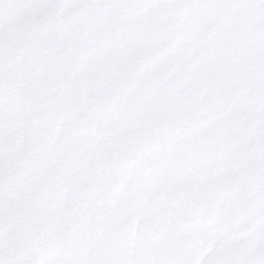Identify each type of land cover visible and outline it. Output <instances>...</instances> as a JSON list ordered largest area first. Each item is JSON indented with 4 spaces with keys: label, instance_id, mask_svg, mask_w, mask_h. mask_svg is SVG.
Masks as SVG:
<instances>
[{
    "label": "snow or ice",
    "instance_id": "snow-or-ice-1",
    "mask_svg": "<svg viewBox=\"0 0 264 264\" xmlns=\"http://www.w3.org/2000/svg\"><path fill=\"white\" fill-rule=\"evenodd\" d=\"M0 264H264V0H0Z\"/></svg>",
    "mask_w": 264,
    "mask_h": 264
}]
</instances>
